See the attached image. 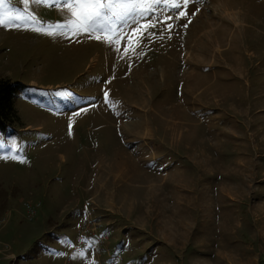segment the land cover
<instances>
[{
	"label": "rangeland",
	"instance_id": "obj_1",
	"mask_svg": "<svg viewBox=\"0 0 264 264\" xmlns=\"http://www.w3.org/2000/svg\"><path fill=\"white\" fill-rule=\"evenodd\" d=\"M176 2L92 38L0 27V78L19 84L0 264H264V0Z\"/></svg>",
	"mask_w": 264,
	"mask_h": 264
},
{
	"label": "snow or ice",
	"instance_id": "obj_2",
	"mask_svg": "<svg viewBox=\"0 0 264 264\" xmlns=\"http://www.w3.org/2000/svg\"><path fill=\"white\" fill-rule=\"evenodd\" d=\"M8 2L11 4L12 0H8ZM29 2L30 0H21L24 5H28ZM189 2L190 0H182L184 5ZM4 3L5 0H0V6L4 5ZM31 3L49 4L57 7L63 5L72 18L64 23L45 24L31 13L27 15L9 13V19L5 21L4 13L0 11V27H8L10 24H15L17 27L31 26L32 31L44 32V34L49 36L71 38L83 33L92 38L94 33H108L112 30L110 22L114 17L116 20H125L127 18L134 21L135 17L133 14L143 15L154 4H163L177 9L181 7V4L177 3L176 0H31ZM144 5H147V7H144ZM117 8L123 9V12H117ZM185 15V12L180 11L177 18ZM165 19L170 20L172 17L167 16ZM167 27L170 29L172 25L168 24ZM132 31L135 32L136 28H132ZM95 38L99 39L100 37L96 36ZM106 40L109 44L113 43L110 36H106ZM105 102H110L107 92H105ZM69 128V134H71V124ZM8 158V156H0V159Z\"/></svg>",
	"mask_w": 264,
	"mask_h": 264
},
{
	"label": "trees",
	"instance_id": "obj_3",
	"mask_svg": "<svg viewBox=\"0 0 264 264\" xmlns=\"http://www.w3.org/2000/svg\"><path fill=\"white\" fill-rule=\"evenodd\" d=\"M19 84L0 78V132L4 133L16 119L15 101Z\"/></svg>",
	"mask_w": 264,
	"mask_h": 264
},
{
	"label": "built area",
	"instance_id": "obj_4",
	"mask_svg": "<svg viewBox=\"0 0 264 264\" xmlns=\"http://www.w3.org/2000/svg\"><path fill=\"white\" fill-rule=\"evenodd\" d=\"M40 202H37L36 205L34 206L30 202H25L24 206L26 209V215L29 216V220L32 219L35 216L36 213V207L39 206Z\"/></svg>",
	"mask_w": 264,
	"mask_h": 264
},
{
	"label": "bare ground",
	"instance_id": "obj_5",
	"mask_svg": "<svg viewBox=\"0 0 264 264\" xmlns=\"http://www.w3.org/2000/svg\"><path fill=\"white\" fill-rule=\"evenodd\" d=\"M135 134V133H134ZM106 163V162H105ZM110 163V162H109ZM100 166V165H99ZM103 167V166H102ZM106 167V166H105ZM100 169V168H99ZM108 169H110V167L108 168ZM111 170H112V167H111Z\"/></svg>",
	"mask_w": 264,
	"mask_h": 264
}]
</instances>
